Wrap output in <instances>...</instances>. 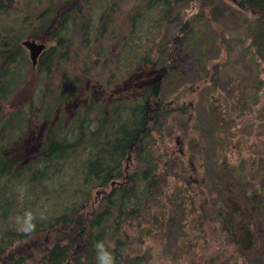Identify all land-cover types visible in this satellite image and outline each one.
<instances>
[{"label": "trees", "instance_id": "trees-1", "mask_svg": "<svg viewBox=\"0 0 264 264\" xmlns=\"http://www.w3.org/2000/svg\"><path fill=\"white\" fill-rule=\"evenodd\" d=\"M199 1L0 0V264H13L7 256L43 234L54 243L17 257L16 264H97V242L115 264H146L133 244L144 240L143 225L168 228L165 213L181 169L165 131L187 115L178 101L190 87L180 85L187 74H171L173 55L181 51L202 64L211 21L210 14L190 17L179 6L201 9ZM225 1L251 15L246 37L264 70V0H209V13ZM28 41L45 46L34 65L24 47ZM158 64L164 73L152 88L125 92L107 105L88 99L67 118L66 105L88 97L90 86L116 93ZM171 86L174 99L167 97ZM42 123L37 151L18 166L10 160L12 146ZM215 185L216 197L209 194L201 206L232 250L221 264H264L259 195L248 194L232 171H223ZM29 210L36 227L24 232L16 217ZM130 227L135 237L128 235Z\"/></svg>", "mask_w": 264, "mask_h": 264}, {"label": "rangeland", "instance_id": "rangeland-1", "mask_svg": "<svg viewBox=\"0 0 264 264\" xmlns=\"http://www.w3.org/2000/svg\"><path fill=\"white\" fill-rule=\"evenodd\" d=\"M199 4L203 12L188 3L179 6L190 17L205 18L210 14L211 21L205 30L207 52L202 64L181 51L173 55L171 74L176 79L187 74L180 85L190 87L178 101L186 105L187 115L182 120L170 121L165 131V144L180 158L181 169L170 191L171 210L165 213V219H170L168 228H160L161 223L153 227L143 225L144 240L138 239L133 244V252L143 255L146 264L227 261L232 250L225 244V231L211 221L208 208L203 211L201 206L209 194L216 197L215 181L225 170L232 171L236 179L246 184L248 194L256 191L264 206V70L252 57L250 40L246 37L251 15L239 12L232 1H225L212 13L207 8L209 0H200ZM176 30L177 25H171L167 39ZM213 65H217L216 73L212 71ZM163 73L162 64H158L143 75L132 76L116 93H102L90 86L88 97L81 95L66 105V116L69 119L88 99L107 105L125 92L134 96L138 88H152ZM175 93L172 86L167 88L169 99H174ZM45 128L43 123L32 126L12 146L10 160L18 166L26 164L37 151ZM181 224L185 227L180 228ZM127 233L136 236L133 227ZM160 234L164 235V245ZM54 241L52 235L43 234L7 257L16 264L17 257L33 256ZM27 263L23 260V264Z\"/></svg>", "mask_w": 264, "mask_h": 264}, {"label": "clouds", "instance_id": "clouds-1", "mask_svg": "<svg viewBox=\"0 0 264 264\" xmlns=\"http://www.w3.org/2000/svg\"><path fill=\"white\" fill-rule=\"evenodd\" d=\"M36 217L32 211H25L22 215L16 217L17 224L21 231L30 232L36 227ZM97 264H115V257L105 247L103 242H97L95 245ZM83 264V261L81 262Z\"/></svg>", "mask_w": 264, "mask_h": 264}, {"label": "water", "instance_id": "water-1", "mask_svg": "<svg viewBox=\"0 0 264 264\" xmlns=\"http://www.w3.org/2000/svg\"><path fill=\"white\" fill-rule=\"evenodd\" d=\"M24 47L29 52V58L34 65L39 55L44 51L45 46L37 44L35 41H28L24 43Z\"/></svg>", "mask_w": 264, "mask_h": 264}]
</instances>
